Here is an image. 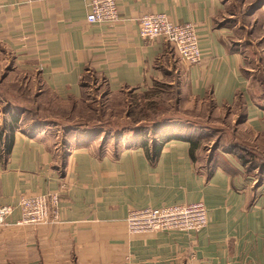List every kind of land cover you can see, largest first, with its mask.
<instances>
[{
  "label": "crops",
  "instance_id": "obj_1",
  "mask_svg": "<svg viewBox=\"0 0 264 264\" xmlns=\"http://www.w3.org/2000/svg\"><path fill=\"white\" fill-rule=\"evenodd\" d=\"M116 1L118 19L94 23L90 0H0V264H264V0ZM150 12L195 24L198 63L139 36ZM174 87L177 109L210 112L151 132ZM24 110L40 124L24 128ZM40 192L59 194L58 218L17 225ZM194 201L199 232L127 231L131 209Z\"/></svg>",
  "mask_w": 264,
  "mask_h": 264
},
{
  "label": "built area",
  "instance_id": "obj_2",
  "mask_svg": "<svg viewBox=\"0 0 264 264\" xmlns=\"http://www.w3.org/2000/svg\"><path fill=\"white\" fill-rule=\"evenodd\" d=\"M116 0H90L86 15L88 22L112 23L118 19ZM138 34L145 41L161 38L169 42L181 61H200L198 35L192 22L177 23L164 12L143 14L138 22ZM59 194L56 192L24 195L19 200L20 217L17 225L37 226L58 218ZM12 208L0 206V227ZM129 234L180 231L199 232L208 222V210L202 201L147 206L128 211L125 219Z\"/></svg>",
  "mask_w": 264,
  "mask_h": 264
},
{
  "label": "rangeland",
  "instance_id": "obj_3",
  "mask_svg": "<svg viewBox=\"0 0 264 264\" xmlns=\"http://www.w3.org/2000/svg\"><path fill=\"white\" fill-rule=\"evenodd\" d=\"M245 36L248 37L246 33H245ZM251 39L253 41L257 42V43H258V41L261 40V39H259V34L256 33V32L252 35ZM256 49L257 48H249V51L252 53V51L254 52ZM252 60H253V68H255V63H254L255 62V55L254 54L252 55ZM257 65L258 64H256V66ZM263 66H264V61L262 62V65L260 67L262 68ZM260 70L261 69L259 68L258 70L253 72V75H254L255 78H260V75H261ZM256 91H258L257 87H256ZM129 94H130V96L126 97V100L124 98H122L120 103H129V102L133 103L134 98H135V96L137 94H132V93H129ZM176 99L177 98H176V89H175V87L172 90L170 89V91H164L163 93L162 92L161 93H157L156 94V98L154 99V100H156V104H158V110H157V113H156L157 115L155 114V116L161 115V114H158V113H160L159 112L160 110L170 108L171 110H169L168 112L172 113L171 115L173 116L174 119L185 120L187 118V119L195 120V121H198V122H204L205 118H206L205 116L211 110V108L206 110V108H207L206 105L203 106V105H200V104H197V103L194 104V105H193V103H189V106H187L185 110H183L184 108H182V109L178 108L177 109ZM196 105H199V106H201L203 108L202 109H201V107H197L196 108ZM182 106L184 107V105H182ZM200 112L203 113L202 116H201L203 118H198V119L194 118L197 115V113H200ZM226 112H227V109H225L223 111V114H226ZM220 113H222V111H220ZM166 114H168V113H166ZM214 120H215L214 126L217 127V125L218 126L221 125L219 122H217L216 119H213V121ZM227 121L229 123V120H227ZM228 130L229 129H226L225 131H228ZM223 131H224V129H223ZM230 135L231 134L228 133V134H226V137L230 136Z\"/></svg>",
  "mask_w": 264,
  "mask_h": 264
},
{
  "label": "trees",
  "instance_id": "obj_4",
  "mask_svg": "<svg viewBox=\"0 0 264 264\" xmlns=\"http://www.w3.org/2000/svg\"><path fill=\"white\" fill-rule=\"evenodd\" d=\"M120 100L117 102L118 104H120ZM1 107V106H0ZM0 112L3 111H10V106L6 105V106H2V108H0ZM168 113V114H166ZM166 113H158L161 115L155 116V117H151V120L153 121V123L151 124V132H154L157 130V128H159L160 126H170L172 124H183V123H189L188 120H181V119H174L173 116L171 115L172 113L166 112ZM156 114V113H155ZM23 120L21 121V124L26 125L27 129H32L34 128L37 124H40V120L37 118L36 113L32 111H23ZM157 115V114H156ZM12 122H16L18 121V117H16L15 119H11ZM16 120V121H15ZM7 123H2L0 124V157H3V155H6L7 151L10 148V144L7 141L3 140V135H4V129L7 128ZM12 125V123H10ZM77 125H75L74 127H76ZM22 128V127H21ZM78 129V127L76 128V130ZM148 130L147 128H136V131H145ZM219 131V130H218ZM192 143H196L195 140L192 141ZM217 143V142H216ZM216 145V144H215ZM214 145V146H215ZM153 147H156V144L152 145ZM191 151H192V147H191ZM192 155V152H191Z\"/></svg>",
  "mask_w": 264,
  "mask_h": 264
}]
</instances>
